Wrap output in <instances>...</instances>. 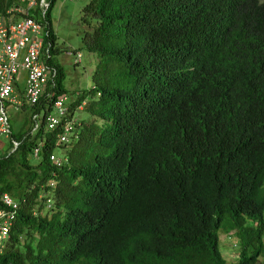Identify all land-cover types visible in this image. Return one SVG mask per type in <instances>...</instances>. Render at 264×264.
I'll list each match as a JSON object with an SVG mask.
<instances>
[{"label":"trees","instance_id":"trees-1","mask_svg":"<svg viewBox=\"0 0 264 264\" xmlns=\"http://www.w3.org/2000/svg\"><path fill=\"white\" fill-rule=\"evenodd\" d=\"M45 1L55 92L0 154V194L17 200L0 264H226L218 229L234 264H264V0H87L97 61L67 117L82 100L88 115L60 143Z\"/></svg>","mask_w":264,"mask_h":264},{"label":"built area","instance_id":"built-area-1","mask_svg":"<svg viewBox=\"0 0 264 264\" xmlns=\"http://www.w3.org/2000/svg\"><path fill=\"white\" fill-rule=\"evenodd\" d=\"M46 6L45 0H13L0 9V134L9 136L14 144L16 141L10 137L5 104L16 102L18 94L23 101L32 104L37 101L45 86L50 87L46 91L47 96L50 97L55 92L56 68L46 62L51 44L48 39L45 40L47 30L44 29L43 18ZM79 56L80 53L76 51L77 60ZM19 82H22L20 88ZM83 103L82 100L78 107ZM67 114L68 102L66 96L60 93L54 97L51 108L44 117L47 129L60 123L56 142L67 141L73 132V120ZM40 144L32 147L31 155L37 156ZM48 157L56 165L63 161V156L54 152H50ZM0 200L3 204L0 207L1 250L8 237V228L17 208V200L6 191L0 194Z\"/></svg>","mask_w":264,"mask_h":264},{"label":"rangeland","instance_id":"rangeland-1","mask_svg":"<svg viewBox=\"0 0 264 264\" xmlns=\"http://www.w3.org/2000/svg\"><path fill=\"white\" fill-rule=\"evenodd\" d=\"M87 0H53L48 9L50 27L55 35L54 45L58 51L54 60L59 63L64 73L62 86L66 102L74 98L80 88L88 87L91 84V73L97 61V56L92 51L87 50L82 42V34L91 26L92 19L85 21L81 17V7ZM80 56L75 58V52ZM19 88L22 82L18 83ZM24 103V105H21ZM31 105L17 97L16 102H7L5 111L8 116L10 130L13 134L25 133L32 120L30 119ZM40 113L36 120L39 119ZM88 115L83 106L75 108L71 117L73 121H79ZM9 136L0 134V154L10 147ZM67 147L68 143H65ZM62 149L56 148L54 153L60 155ZM31 161H35L36 156L30 155ZM264 213V210H263ZM235 235L232 231L224 232L218 229V246L226 260V264H234L237 260Z\"/></svg>","mask_w":264,"mask_h":264}]
</instances>
